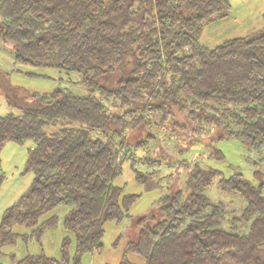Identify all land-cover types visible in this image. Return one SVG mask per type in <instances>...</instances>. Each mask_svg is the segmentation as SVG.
I'll use <instances>...</instances> for the list:
<instances>
[{
  "label": "trees",
  "instance_id": "1",
  "mask_svg": "<svg viewBox=\"0 0 264 264\" xmlns=\"http://www.w3.org/2000/svg\"><path fill=\"white\" fill-rule=\"evenodd\" d=\"M229 9L227 0H0V39L14 62L74 73L71 85L83 88L25 92L20 103L3 88L18 112L0 116V151L31 141L25 169L34 177L2 214L0 247L20 237L13 225L39 242L58 221L41 218L59 205L69 207L62 229L71 236L58 259L38 252L14 264H68L72 238L75 263L100 252L106 222L129 218L139 198L115 184L122 164L134 170L138 151L161 145V131L209 144L237 139L264 160V28L213 49L199 42ZM218 175L188 165L184 187L135 219L119 264H134L131 253L143 264H264L263 185L221 176L219 187L245 200L234 213L205 196Z\"/></svg>",
  "mask_w": 264,
  "mask_h": 264
},
{
  "label": "rangeland",
  "instance_id": "2",
  "mask_svg": "<svg viewBox=\"0 0 264 264\" xmlns=\"http://www.w3.org/2000/svg\"><path fill=\"white\" fill-rule=\"evenodd\" d=\"M230 3L229 14L226 17L215 18L207 23L200 34L201 46L213 49L230 39L238 37L256 36L264 28V0H227ZM80 77L74 73H66L55 68L28 67L14 62V56L9 47L0 39V116L8 112L18 111L7 101L4 89L10 85L17 102H21L26 93L37 92L43 94L50 92L55 87L72 91H83V88L71 85ZM4 88V89H3ZM11 102V100H10ZM158 139L161 145L151 143L149 151H138L136 156L139 162L130 168L129 160L122 164V173L116 178L115 184L124 188V193L139 196L129 210V218L118 223L108 221L104 225L105 233L102 237L100 252L84 253L75 263V242L69 245L68 264H118L127 242L137 232L134 226L135 219L153 213L156 210L158 199L163 195L182 188L186 181L188 165L198 162L203 168L214 169L219 172L210 187L205 191V196L212 203L223 205L234 213L241 212L245 200L238 195H231L219 187V178H230L232 174H240L253 186L262 184L264 196V160L262 155L250 151L244 143L237 139L215 140L211 144L205 140L186 141L176 133L161 131ZM33 143L25 141L17 144L13 141L4 144L0 151V170L4 179L0 186V222L3 212L14 202L19 200L30 188L33 173L25 169L27 152ZM162 149V148H161ZM212 149L222 153L220 157L212 155ZM153 159L155 162L147 163L144 159ZM136 170V171H135ZM136 172L140 176L136 179ZM69 207L59 205L40 221L48 216L55 215L56 226L46 229L39 242L30 237L31 228L13 225L12 231L18 237L12 245L0 247V264H14L26 254L35 255L42 251L46 256L60 257L61 240L65 234L62 229V220ZM26 234V235H25ZM22 235H25L23 238ZM127 259L135 264H143L144 260L136 254H128Z\"/></svg>",
  "mask_w": 264,
  "mask_h": 264
},
{
  "label": "crops",
  "instance_id": "3",
  "mask_svg": "<svg viewBox=\"0 0 264 264\" xmlns=\"http://www.w3.org/2000/svg\"><path fill=\"white\" fill-rule=\"evenodd\" d=\"M54 216H55V215H54ZM64 232H65V230H64ZM64 236H68V237L71 238V236H70L68 233H66V232H65ZM64 236H63V237H64ZM40 252H42V251H40ZM93 253H95V252H93ZM128 261H129V260H128ZM130 262H132V261H130ZM132 263H134V262H132ZM118 264H119V263H118ZM134 264H135V263H134Z\"/></svg>",
  "mask_w": 264,
  "mask_h": 264
}]
</instances>
